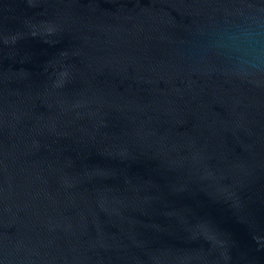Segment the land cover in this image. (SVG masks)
<instances>
[{"label": "water", "instance_id": "95a60500", "mask_svg": "<svg viewBox=\"0 0 264 264\" xmlns=\"http://www.w3.org/2000/svg\"><path fill=\"white\" fill-rule=\"evenodd\" d=\"M0 264H264V0H0Z\"/></svg>", "mask_w": 264, "mask_h": 264}]
</instances>
